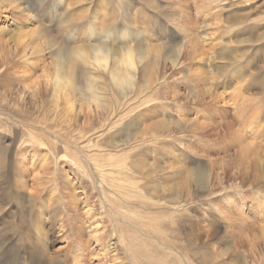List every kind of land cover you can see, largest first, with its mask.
<instances>
[{
  "label": "rangeland",
  "instance_id": "rangeland-1",
  "mask_svg": "<svg viewBox=\"0 0 264 264\" xmlns=\"http://www.w3.org/2000/svg\"><path fill=\"white\" fill-rule=\"evenodd\" d=\"M28 1L31 6L25 10L21 0H12L13 8L0 0V160L6 174L0 183V205L10 199V206L1 211L0 228H21L17 243L28 238L50 256L67 247L64 238L72 233L73 221L59 205L56 188L78 181L76 169L63 156L79 154L82 147L88 155H97L102 165L108 158L123 160L122 165L106 167L111 172L108 181L115 183L113 189H119L122 198L131 184L127 214L128 208L142 211L133 215L151 232L159 231V251L168 259L181 264H264L259 218L247 209L240 216L235 207L257 186L247 183L234 190L225 181L227 191L222 194L219 185L224 174L222 149L230 146L232 154L237 146L230 132L252 142L251 132L240 124L247 117L240 113L238 121L241 94L264 104V0ZM8 8L12 9L7 12ZM231 24L237 27L224 32ZM85 26L94 28L100 39L90 40ZM43 29L48 35L39 38ZM19 37H25V44L16 42ZM96 43L135 48L131 61L124 51L114 55L120 75H134L130 85L117 86L112 68L100 71L93 63L78 62L76 48ZM196 43L208 51L226 47L228 58L238 63L223 80L214 78L201 60L205 55L188 61L187 52ZM72 49L75 89L56 90L54 80L46 84V76L54 72L52 60ZM177 51L181 65L172 62ZM188 76L204 79L206 86ZM86 77L96 81L94 89H88ZM216 82L217 86L210 84ZM208 87L216 94L214 100L205 92ZM179 120L190 122L186 129H194V122L204 125L201 138L208 140L206 145L187 139L189 132L181 141L178 133L158 134L160 126L162 131H178ZM225 122L233 125L230 131ZM205 168L210 174L200 183L194 173ZM84 170L90 173L89 167ZM260 195L264 199V192ZM225 197L236 205L228 209ZM245 203L252 202L246 198ZM63 221L69 230L60 228ZM39 222L43 235L38 233ZM85 231L89 229L82 235L83 249L93 253ZM68 245L69 256L75 251L74 241ZM92 261L86 264H101V256ZM61 264L71 262L63 258Z\"/></svg>",
  "mask_w": 264,
  "mask_h": 264
},
{
  "label": "bare ground",
  "instance_id": "bare-ground-1",
  "mask_svg": "<svg viewBox=\"0 0 264 264\" xmlns=\"http://www.w3.org/2000/svg\"><path fill=\"white\" fill-rule=\"evenodd\" d=\"M11 1L12 0H7V4L12 6L13 8ZM21 1L23 3L22 6H24L25 10L30 9L31 3L28 0ZM30 1L32 2V0ZM41 1L42 0H38L37 3L40 4ZM60 1L61 0H55L56 4ZM12 8H8L6 11H10V9ZM50 14L53 15V12H51ZM241 24L242 23L237 26L239 27L241 26ZM237 26L231 24L225 27L223 31L228 32V29ZM85 27L86 31H88L87 33L90 40L92 39L93 41H97L100 39L99 35H95L94 32L96 30L94 28H87V26ZM47 32L48 31L43 29L38 37L40 38L42 36L48 35ZM23 36L30 35L24 34ZM135 36L136 33L133 35V37ZM46 41L48 40H45V42ZM16 42L18 44H25V37L17 38ZM89 43H91V41ZM201 47L202 46H199V44L197 43L190 46V51L187 52V54H189L188 61L194 62L195 59L197 60L200 58V55H205L204 59L201 60L205 62L208 69H210L208 73L214 78H220L223 80V78L228 75V70L233 66L232 64L235 65L238 63V60L236 58H228V51L226 47H221L219 49L213 48L210 49V51L205 50ZM134 49L135 48L132 49V47H123L117 49H115V47L109 48L106 44L99 45V43H96L95 45L87 44L86 47L76 48V56H78V62L83 63V65L85 66L87 63H93L94 67L98 68L100 71L106 70V68H112L113 70L110 71V75L118 79L117 86H122V83L126 84L127 82L130 85L131 81L134 80V75L130 72H124L123 76H121L120 72L115 69L118 66L116 63H114V55L118 56L120 53L119 51H124L127 60L130 59L131 61L136 54L134 51H132ZM74 51L75 49H72L64 53V55L58 54L52 60L54 72L53 75L49 74L46 76L47 85L51 86V81L54 80V88L56 90L66 87L68 89L65 90H73L75 85L72 83L75 81V75L72 62L73 58L71 57V55L74 53ZM157 53L158 51H155V54ZM176 53L177 54L173 57L172 60L173 64H183L177 63L181 51H177ZM112 59L113 64L110 65L109 63L112 61ZM125 63L129 68H131L130 63ZM91 67L92 65H90V68ZM29 75L30 72H26L25 76L28 77ZM95 79H100V77H97ZM188 79L193 80V83H197L200 80L198 77L189 76ZM85 80V84L87 85L88 89H94V82L96 81L93 79H89L88 77H86ZM200 82L203 87L204 85L206 86V81L204 79H201ZM217 83L218 82L210 84L212 86H217L215 85ZM61 84L62 86H60ZM260 86L263 87V85ZM64 92L65 98H67L68 94L66 91ZM205 92L211 99H215V97L213 96H216V94L211 91V88H206ZM191 94H193V92ZM248 96L246 94H241V103L240 107L237 110V115L238 121L240 119V113L241 116L247 117V119L243 120L240 124H242L243 126H247L248 131L251 132V135L248 138H250L252 142L242 141L237 138L236 135L234 137L230 132L229 135L231 136L232 141L234 140L237 146L232 154L230 146H228L227 149H222V171L224 170V174L222 173V183H219V185H222L223 194L227 191V185H225V181L230 184V187H228V189L234 190H241L245 185H247V183H255V185L257 186L255 192L249 194L248 197H246L249 201L252 202L250 206L245 203V196L240 199L239 205L233 204L234 202L232 203L228 197H225L224 203H226L225 205H227L228 209H231L232 205H236L235 207L239 209L238 212L240 213V216L243 215L244 209H247V211L254 210L256 216L259 218V223L262 224L260 225V228L264 234V199L262 197H257L261 196V192H264V104L259 103V101L257 100L258 97L250 98V95ZM70 100L71 99L67 101L69 108L73 105ZM201 101L202 99L200 100L199 97L196 100V102L200 103ZM189 123L179 120L178 124H180V128L178 129V131L173 132H171L169 129H166L169 127L164 128L166 130L162 131L160 126L158 134L164 135L166 134V132L167 134L178 133L180 135L179 140L181 141L182 137L185 136L183 134L189 132L188 134H186L187 139L194 138L198 143L200 142L203 143V145H206L208 140L206 138H201L202 132L205 130V126L194 122V129H186ZM2 124L3 123L0 122V128ZM223 126L227 131H230L233 127V125L227 122H225ZM155 130L158 129L155 128ZM155 132H152V134L154 135ZM223 142L226 141H222V143ZM81 149L82 151H79V154L63 156V160L71 162L72 166L76 169V172L78 174V181H75L76 183H72L70 185L66 184L56 188V192H58V196L60 197L59 205L61 204L63 209L66 208L68 210L70 218L73 221L72 233H69L65 238L63 237L64 242L67 243V247L59 251L57 250L56 255L50 256L51 254L49 255L43 249L44 247L42 248L40 245L31 242L28 238L26 239V241H19L17 243V232H20L21 228L16 231L13 225H9L5 228H0V264H61L63 262V258L64 262L69 260L71 264H80V262L82 261L86 264V262L90 260H93L92 262H95V260H97L99 256H101L102 259L101 264H181L176 263V259H168V257L164 253L159 251V244H162L163 242L160 237L159 231L156 229L155 231L151 232L152 228L148 226L141 219V217L133 215V213H140L142 211H132L130 208H128L129 214H127V208L125 205L126 202H128V195L131 192L130 189L133 188L131 184H129V187L127 188L129 193L122 198L120 190L113 189L115 187V183H110L108 181L111 172L106 167H111L115 164L122 165L123 160L120 157L113 158L115 161L111 158H108L105 162L108 164L102 165L99 163L100 159L97 155H88L89 153L84 152V149L82 147ZM79 157L83 159L85 163L84 165L81 163V161H79ZM1 163L3 164V162L0 160V183L3 181V179H5L6 176V174H4L2 170L3 166ZM213 165H216V163L214 162ZM86 166L87 168L89 167V174L86 170H84V167ZM199 172L200 171H198L197 173L199 174ZM79 173H82V175L80 176ZM194 174L196 178L198 177L199 180H202L200 183H203V177L208 178L210 172L205 168L202 170L201 174ZM87 179H90V186L83 185V181H86ZM135 185L136 184H134V186ZM112 192L114 193V195L112 194ZM253 195L255 197H253ZM5 199L7 200L2 201L0 205V216L2 213L1 211L4 208H8V206H10V199ZM34 200L35 198H33V202ZM122 201L125 203H122ZM139 207L142 208L143 205H139ZM155 217H158V215L156 214ZM105 220L106 222L108 221L109 225H106ZM66 221L60 223V228L62 230H69V226ZM40 223L41 222H39L37 229L39 231L38 233L43 235V231L41 230L42 226L40 225ZM237 226L239 225L237 224ZM87 228L89 229V231L85 232H87L89 241L86 240V243H88V245L90 246H92L91 242L93 243V253H89L87 250L83 249L82 235L84 233V230H86ZM72 240L74 241L75 251L68 256L67 250L70 249V245H68V243L69 241L72 242ZM5 249L8 250L6 253L7 255L4 256L2 251H4ZM65 249L66 251H64ZM61 253H64V255L62 256ZM53 254L54 253H52V255ZM122 254L126 256L125 260H123V258L121 257ZM93 255L95 256V258L93 257ZM214 261L216 260H211V262ZM202 262L208 263L205 260H202Z\"/></svg>",
  "mask_w": 264,
  "mask_h": 264
}]
</instances>
